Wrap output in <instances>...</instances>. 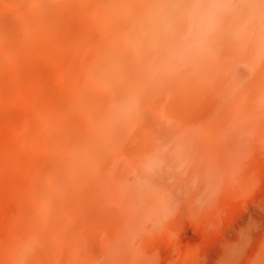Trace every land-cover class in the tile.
<instances>
[{"label": "rangeland", "instance_id": "rangeland-1", "mask_svg": "<svg viewBox=\"0 0 264 264\" xmlns=\"http://www.w3.org/2000/svg\"><path fill=\"white\" fill-rule=\"evenodd\" d=\"M0 264H264V0H0Z\"/></svg>", "mask_w": 264, "mask_h": 264}]
</instances>
